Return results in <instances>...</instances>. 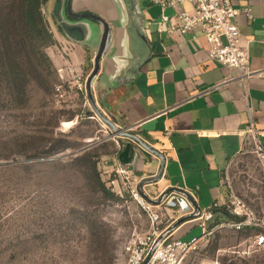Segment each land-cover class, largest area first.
Returning a JSON list of instances; mask_svg holds the SVG:
<instances>
[{
    "label": "crops",
    "instance_id": "crops-1",
    "mask_svg": "<svg viewBox=\"0 0 264 264\" xmlns=\"http://www.w3.org/2000/svg\"><path fill=\"white\" fill-rule=\"evenodd\" d=\"M230 1L250 8L251 18L243 12L235 18L241 45L255 71L245 87L236 69L208 58V43L198 28L170 32L179 21V9H190L188 2L162 8L150 0L71 1L73 12H93L109 24L92 94L100 111L118 128L133 126L130 132L162 155L159 179L141 186L151 198L169 190V194L186 193L197 208L213 202L219 208L229 198L222 183L223 169L250 142L249 125L257 129L264 147V0ZM48 2L65 37L54 35L55 40L66 46L67 61L80 70L90 52L93 61L102 25L88 17L69 16L66 0ZM55 61L62 65L61 60ZM116 135L112 146L101 151V159L113 161L114 166L126 164L141 180L157 174L160 156L133 138ZM218 214L213 213L207 224ZM195 227V219L184 218L166 239L188 240L194 237L190 235Z\"/></svg>",
    "mask_w": 264,
    "mask_h": 264
},
{
    "label": "rangeland",
    "instance_id": "rangeland-1",
    "mask_svg": "<svg viewBox=\"0 0 264 264\" xmlns=\"http://www.w3.org/2000/svg\"><path fill=\"white\" fill-rule=\"evenodd\" d=\"M14 1L0 0L3 17ZM50 9L48 2L44 14L53 36L65 38ZM45 50L62 64L52 62L49 89L36 84L30 72L25 95L15 102L6 97L0 72V264H126L128 237L149 227L144 210L125 195V188L109 183L103 169L114 167L113 161L94 158L100 180L117 200L105 197L87 163L72 160L84 151L109 149L117 136L86 99L92 53L79 70L67 61L69 50L61 41ZM73 115L74 122L65 125ZM222 183L227 208L252 218L253 224L235 228L232 222H216L181 264H264V245L256 243V235L264 234V155L254 152L249 142L228 161ZM200 234L198 226L190 237Z\"/></svg>",
    "mask_w": 264,
    "mask_h": 264
},
{
    "label": "built area",
    "instance_id": "built-area-1",
    "mask_svg": "<svg viewBox=\"0 0 264 264\" xmlns=\"http://www.w3.org/2000/svg\"><path fill=\"white\" fill-rule=\"evenodd\" d=\"M150 2L162 8L188 2L191 5L190 9H179L177 13L179 21L176 25L171 26L170 32L177 30L184 33L198 28L208 43V58L226 67L236 69L237 77L243 82V85L246 79L255 73L249 65L247 49L241 45L242 38L235 19L239 12H243L248 18H251L249 6L239 8L234 6L230 0H150ZM166 18V16H162L163 20ZM56 91L62 95L60 85H56ZM132 129L133 126L124 128L126 131ZM246 133L250 137L253 151L264 155V147L257 129L249 125ZM103 172L107 174L112 187L119 190L122 187L129 192L130 196L144 210L148 219V229L142 232L132 231L125 243L126 264H142L160 235L177 218L191 216L201 228V234L189 240L179 238L167 240V233L159 240L144 264H181L185 255L195 249L199 242L213 231V226H208L207 221L212 218L214 209L217 207L215 202L206 208H197L193 206L186 195L168 193L159 204L154 205L141 196L138 190L141 178L135 176L133 170L126 164L118 163L110 169H103ZM111 174H113V178H110ZM231 203L234 202L231 201ZM169 210L176 213V216H167ZM163 211L165 217L162 215ZM229 211L234 214L238 213L235 208ZM163 220L166 223H163ZM251 224H253L252 218L246 216L237 222H232L231 225L240 228ZM256 243L264 245V234L256 235Z\"/></svg>",
    "mask_w": 264,
    "mask_h": 264
},
{
    "label": "trees",
    "instance_id": "trees-1",
    "mask_svg": "<svg viewBox=\"0 0 264 264\" xmlns=\"http://www.w3.org/2000/svg\"><path fill=\"white\" fill-rule=\"evenodd\" d=\"M48 1L15 0L10 5V12L8 10V13H4V17L3 13L2 15L0 13V41L2 42L0 45V72L2 81L6 83L4 84L5 95L15 102L25 95L26 82L28 81L26 76L30 72H34L36 84L43 89H49L50 82L53 80L52 60L45 50L47 46L55 43V38L44 14V8ZM12 11L15 13L14 17H11ZM57 27L60 29L59 26ZM73 118L74 115L70 119ZM66 147L64 146V148ZM100 153L84 151L72 160H81L89 165L92 179L105 197L112 200L120 199L100 180L94 159L100 157ZM125 195L129 196L130 194L127 191ZM214 210V213H219L217 218L220 217L226 222H237L244 217L229 211L226 203ZM217 218L209 224L210 227L216 225Z\"/></svg>",
    "mask_w": 264,
    "mask_h": 264
},
{
    "label": "water",
    "instance_id": "water-1",
    "mask_svg": "<svg viewBox=\"0 0 264 264\" xmlns=\"http://www.w3.org/2000/svg\"><path fill=\"white\" fill-rule=\"evenodd\" d=\"M71 1L72 0H66V3H65L66 11L70 16L75 17V18L88 17V18H91V19H94V20L100 22L102 25V31H101L98 47H97L96 53H95L94 58H93L92 69H91L90 73L87 75V77L85 79V83H84L85 92H86V99L88 101V104L92 108L93 112L112 130V133H114V134L118 133V134L128 136L130 138H133L134 140L139 142V144L143 148H145L146 150L160 156V167H159L157 174L141 180L138 184V190H139L141 196L147 202L154 204V205L159 204L161 202V200L165 196L168 195L169 190H164L156 198H151L141 190V186L145 183H150L154 180L159 179L161 172H162V169H163V162H164L162 155L159 152H157L156 150H154L152 147H150L148 144H146L143 140H141V138H139V136L137 134L130 132V131H126V130H124V128H118L112 120H110L107 116H105L100 111V109L97 107V105L94 101V98H93L91 83H92V80H93V78H94V76H95V74L99 68V58L103 54L105 47H106V42H107V38H108V31H109V24L100 15L95 14L93 12H88V11L79 12V13L73 12L71 10ZM56 13H57V10H56ZM183 194L188 197V195L186 193H183ZM191 203L193 204L194 207H196L192 201H191ZM187 217L191 218V216H185V217L178 218V220L173 224V226H170L169 228H167V230L163 234L160 235V237L158 238V240L156 241V243L153 245L152 249L150 250L148 257L151 254V252L153 251L154 247L159 242V240L162 239L167 233H169L173 227L177 226L181 220H183L184 218H187ZM146 259L144 260V262H142V264L145 263Z\"/></svg>",
    "mask_w": 264,
    "mask_h": 264
},
{
    "label": "bare ground",
    "instance_id": "bare-ground-1",
    "mask_svg": "<svg viewBox=\"0 0 264 264\" xmlns=\"http://www.w3.org/2000/svg\"><path fill=\"white\" fill-rule=\"evenodd\" d=\"M70 123H71V121L70 122H66L65 125H69Z\"/></svg>",
    "mask_w": 264,
    "mask_h": 264
},
{
    "label": "flooded vegetation",
    "instance_id": "flooded-vegetation-1",
    "mask_svg": "<svg viewBox=\"0 0 264 264\" xmlns=\"http://www.w3.org/2000/svg\"><path fill=\"white\" fill-rule=\"evenodd\" d=\"M79 13V12H78ZM70 16V15H69Z\"/></svg>",
    "mask_w": 264,
    "mask_h": 264
}]
</instances>
